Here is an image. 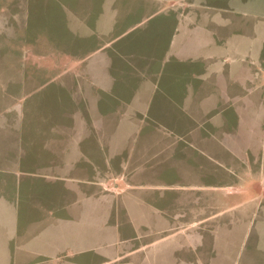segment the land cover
I'll return each mask as SVG.
<instances>
[{"label": "crops", "instance_id": "0c3cea01", "mask_svg": "<svg viewBox=\"0 0 264 264\" xmlns=\"http://www.w3.org/2000/svg\"><path fill=\"white\" fill-rule=\"evenodd\" d=\"M126 1L105 0L82 15V42L65 49L68 62L50 63L62 66L53 77L64 80L54 113L60 119L37 112L45 121L24 139L34 148L48 144L49 153L2 158L0 257L11 256L2 253L7 222L20 224L18 198L34 188L23 187L22 171L53 179L49 220L42 221L50 232L25 237L19 230L10 245L18 257L51 255V264H215L218 219L264 194V134L257 132L264 124V4ZM163 10L166 20L126 40L141 12L147 20ZM222 172L253 182L220 188ZM171 176L188 184L149 181Z\"/></svg>", "mask_w": 264, "mask_h": 264}, {"label": "rangeland", "instance_id": "374dc122", "mask_svg": "<svg viewBox=\"0 0 264 264\" xmlns=\"http://www.w3.org/2000/svg\"><path fill=\"white\" fill-rule=\"evenodd\" d=\"M104 1L0 0V165L7 164L4 160L2 161V158L9 153L15 156L13 158L15 161L31 154L34 149L49 153L48 144L34 148L26 145L27 141L24 142V139L35 137L34 122L45 121L38 120L37 112L45 116L46 111V117L52 121L60 119L59 115L56 117L54 113L60 108L59 98L63 97L61 94L63 92L59 89L63 79L55 77L54 79L57 78V80H54L53 77L61 72L62 66L50 63L60 64L70 60L71 54L67 52L82 42L80 32L86 25L83 21H87V18L82 15L87 11L98 12L103 9ZM134 1L136 6L142 2ZM260 3L264 4V0ZM253 4L256 2L248 4L249 9H255ZM259 9L264 10V7L259 6ZM147 13L148 10H145V14ZM143 15L144 11L140 14L141 19L139 24H136L138 26L134 29V33L126 40L145 33L157 20L167 19V12L165 13L164 10L152 19L145 20ZM248 16H252V13L249 12ZM259 21L264 24V18L263 20L259 18ZM91 25L96 26V21L92 17ZM24 78H30V80L25 81ZM74 95L77 93L75 92ZM258 122L257 132L263 137L264 124ZM30 125H32V132L26 135L28 130L24 132V128L27 129ZM1 172L4 171L0 170V182L3 176ZM235 173L233 172V175L228 172L218 174L215 179L216 186L220 188L249 186L253 182L251 177L242 178L240 181V177ZM21 176L24 188L30 184L34 188L30 198H22V200L18 198L21 201L20 224H12L11 221L6 224L7 239L10 243L17 240L19 230H21L19 235L24 234L25 237L33 233L48 237L50 232L48 226L42 221L49 220L48 204L54 184L52 177L45 176L37 170L22 171ZM160 180L177 187L187 185L189 178L171 176L164 179H149L155 185H160ZM222 194L218 192L219 197H222ZM255 195L252 193L245 197L251 198ZM58 200H60L59 197ZM257 200L254 204L232 209L227 216L218 219L217 236L220 240L216 243L215 264H264V194L259 195ZM223 207L224 205H218L217 209L220 210ZM168 211L176 213L177 208H170ZM10 213L7 210L2 212L5 216ZM16 215L20 217L19 207L16 209ZM28 221L33 223L28 224ZM39 221L42 223H38ZM15 231L14 237L12 233ZM223 236L232 237L222 240ZM10 243L8 251L2 254L11 256L0 257V264H51L54 260L48 254L42 257H18V249L13 251L14 246L11 247Z\"/></svg>", "mask_w": 264, "mask_h": 264}]
</instances>
